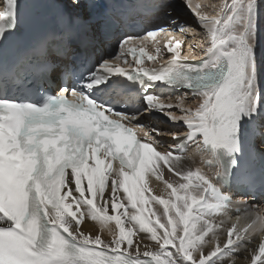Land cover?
<instances>
[{"label":"snow or ice","instance_id":"1","mask_svg":"<svg viewBox=\"0 0 264 264\" xmlns=\"http://www.w3.org/2000/svg\"><path fill=\"white\" fill-rule=\"evenodd\" d=\"M28 4L39 39L7 62L0 53V264H236L237 250L257 239L251 264H264V170L245 169V162H264L257 52L264 0H224L215 15L193 0H149L161 22L142 35L125 32L115 57H99L86 72H77V62L128 23L124 6L6 0L0 49ZM184 9L206 29L207 47L176 38L196 31L181 22ZM161 34L171 37L167 63L144 67L145 57L162 55ZM145 41L155 42V56ZM29 76L54 91L41 87L39 100L8 94ZM161 88L178 93L175 103ZM157 115L171 126L153 124ZM196 153L217 169L215 183L200 168L185 167ZM162 165L182 182L164 180ZM157 181L167 199L154 194ZM234 181L246 186L242 196L231 191ZM154 203L163 206L160 215ZM233 206L244 222L237 217L221 245L213 216ZM85 219L108 236L81 230Z\"/></svg>","mask_w":264,"mask_h":264},{"label":"bare ground","instance_id":"2","mask_svg":"<svg viewBox=\"0 0 264 264\" xmlns=\"http://www.w3.org/2000/svg\"><path fill=\"white\" fill-rule=\"evenodd\" d=\"M199 3L201 4V0L199 2V0H193V4ZM219 11V10H218ZM217 11V12H218ZM215 12V11H214ZM214 12H210L209 14H213ZM216 14V13H215ZM262 24H264V22H262L261 20V24H260V29H263ZM197 29V28H196ZM261 40H259L258 42H260ZM264 44V42H261ZM260 43V44H261ZM262 44V45H263ZM261 47V45H260ZM264 48H262L261 50L263 51ZM258 52V51H257ZM261 68L259 65V69H261V71H259V77H261L262 74H264V63L262 62L261 64ZM198 163V159L194 158L193 162H185V167H190V168H195L194 166H196ZM154 180V177L152 178ZM164 180H168L170 182L172 181H180L179 177L174 176L171 172H169L168 170L164 169ZM182 182V181H180ZM156 183H158L160 185V188L154 191V194L156 195H164V198L167 199L168 195L167 193H163L162 190L164 188V183L163 181H157ZM171 190H169L170 192ZM180 195H184L183 192L180 193ZM174 199V198H173ZM150 207H152L155 211L157 215H160L163 212V206L159 205V204H152L150 205ZM109 214H114L112 213L111 208H109ZM244 213L240 214V215H234L232 213L227 212L226 214L223 215H214L213 216V220L214 223L216 225V235L218 236L219 239V243L221 245L225 244L227 242L228 236V230L232 227V225L234 223H237V217H241V221L240 223L243 224V217H244ZM151 219L153 221H155L156 216H152ZM167 221V217L165 216H161V223H166ZM112 228H116L115 222H112L111 225ZM158 227V226H157ZM102 226L96 222V221H92L91 219H85L84 224L81 226V230L86 231V232H91L93 235L95 234H101L102 237H106L108 236V230L104 229L103 231H101ZM170 228V226H169ZM159 231L162 233L163 229H159ZM140 236L142 237H147L148 234L146 233H140ZM209 239H212V235H209ZM143 243H147L149 245H151V247L153 248V250L155 249V243L150 241L149 239H145L143 241ZM215 245V240L213 241V244L210 247H214ZM259 247V239H257L254 243H252L251 245H249L248 250L244 251V250H237V253L234 257H232V259H234L236 261V264H251V257L253 255L254 250L258 249ZM143 247L141 248V251H143ZM226 264H230V261H226Z\"/></svg>","mask_w":264,"mask_h":264},{"label":"rangeland","instance_id":"3","mask_svg":"<svg viewBox=\"0 0 264 264\" xmlns=\"http://www.w3.org/2000/svg\"><path fill=\"white\" fill-rule=\"evenodd\" d=\"M200 2V0H199ZM224 2V0H201V10L202 11H206L208 12V14L210 12H214L212 15H215V13L219 10V6ZM228 2H230V0H228ZM213 6H215V8H213ZM211 15V14H209ZM262 22H264V14H262V18H261ZM261 24V21H260ZM196 26L197 29H199V25L198 24H194ZM263 29H260L258 32V36H257V51H258V57L260 58L259 65L261 68V64L262 62H264V49L263 51L261 50L262 48H264V44L261 42H264V24H262ZM197 33V32H196ZM204 41V47L208 44V40H207V35H206V29H203L202 26L199 29V36L197 37V40H195L194 44H198L201 41ZM259 40H261L260 42H258ZM261 43V44H260ZM263 44V45H262ZM261 45V47H260ZM259 71H261V69H259Z\"/></svg>","mask_w":264,"mask_h":264}]
</instances>
